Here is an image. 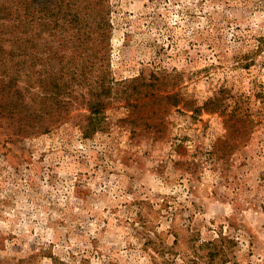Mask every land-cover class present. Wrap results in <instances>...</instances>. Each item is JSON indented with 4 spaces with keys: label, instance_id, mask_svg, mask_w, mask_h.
<instances>
[{
    "label": "rangeland",
    "instance_id": "obj_1",
    "mask_svg": "<svg viewBox=\"0 0 264 264\" xmlns=\"http://www.w3.org/2000/svg\"><path fill=\"white\" fill-rule=\"evenodd\" d=\"M0 264H264V0H0Z\"/></svg>",
    "mask_w": 264,
    "mask_h": 264
},
{
    "label": "trees",
    "instance_id": "obj_2",
    "mask_svg": "<svg viewBox=\"0 0 264 264\" xmlns=\"http://www.w3.org/2000/svg\"><path fill=\"white\" fill-rule=\"evenodd\" d=\"M31 127H26V129H30Z\"/></svg>",
    "mask_w": 264,
    "mask_h": 264
}]
</instances>
